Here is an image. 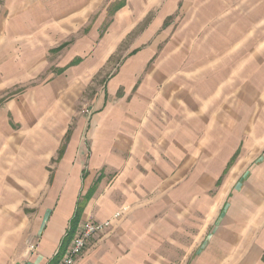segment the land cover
<instances>
[{
	"label": "rangeland",
	"instance_id": "obj_1",
	"mask_svg": "<svg viewBox=\"0 0 264 264\" xmlns=\"http://www.w3.org/2000/svg\"><path fill=\"white\" fill-rule=\"evenodd\" d=\"M42 1L61 20L0 29V201L31 207L0 264L73 177L90 218L120 213L76 262L104 240L112 264L264 263V0Z\"/></svg>",
	"mask_w": 264,
	"mask_h": 264
},
{
	"label": "crops",
	"instance_id": "obj_2",
	"mask_svg": "<svg viewBox=\"0 0 264 264\" xmlns=\"http://www.w3.org/2000/svg\"><path fill=\"white\" fill-rule=\"evenodd\" d=\"M11 6L12 5L8 4L7 8L9 9V7ZM15 7L16 8H12L13 11L10 12V15L0 18V29H2L4 33L11 35V37H14V39L17 40L22 38H25L23 40H28L29 38V33H31L30 29L28 27H24L25 22H29L28 16H30L31 21L39 27L57 22L56 19L61 20V18H58L61 17V12H56V9L61 8L60 5L53 4L54 9H51V6L42 0H24L23 2H21V4H15ZM35 42H37L35 44H38L39 38H37ZM3 53L4 52H0V55H2ZM28 69L29 67H18L17 71ZM6 178L9 179L7 176ZM23 178L24 177H22V181L24 182ZM72 179L74 181H69V186L65 189V195L64 197H61L59 203H57L58 198H56V188H54L53 191L49 193L48 196H54V199H57L53 204L52 210L41 211V206L38 207V224H36L34 230L35 242L30 246L29 253L26 259L23 262L16 264H60L68 254V250L74 236L78 233L81 225L85 221H104L100 220V217L99 219L98 217L97 219L95 217V219L90 218L92 216H95V214H93L92 212L93 206L89 205V207H91V210H88V208L85 209L82 219L83 222H79L75 230V235L70 240V242L65 244L64 239L70 229L71 220L75 215L77 200L79 199V196L82 194V192H84L83 188L85 189V192L90 189L89 185L82 187V183L80 182L81 180L78 177L77 179L75 177H73ZM1 180L2 184L0 187V191H3L2 189L5 188V177L2 176L0 178V181ZM30 180H32L31 183H38V185L41 184L39 182V179H36L33 176L32 178H30ZM32 187L34 195L40 193L41 187H36L34 184H32ZM58 190L60 191V189ZM6 191H10V189L6 188ZM16 198L18 199L15 200V198H4L3 201H0V208L2 206L3 208L5 207L4 213L6 214L3 216L5 217V219L0 220V236H7L8 238L13 237L14 233L21 231L29 220L28 217L31 215V211L29 210L31 208L30 205H27L26 207H24V205L20 206L21 200L19 197ZM14 200L17 201L16 206H14ZM113 245L114 244L108 241L104 242V240H96L95 242L92 241L85 253L77 260L76 264H112L111 258L116 256V253L114 254L112 251V248L114 247ZM61 252L63 253L62 258L59 261H55L56 256ZM116 258L117 256L114 258V263L116 262ZM234 264L264 263L261 260H254L253 262H250L247 259L243 260L242 258H240V260L237 259Z\"/></svg>",
	"mask_w": 264,
	"mask_h": 264
},
{
	"label": "built area",
	"instance_id": "obj_3",
	"mask_svg": "<svg viewBox=\"0 0 264 264\" xmlns=\"http://www.w3.org/2000/svg\"><path fill=\"white\" fill-rule=\"evenodd\" d=\"M120 213H115L112 219L104 221H85L78 233L74 236L69 247L68 254L60 264H75L87 244V242L96 235L104 233L112 224V221L119 216Z\"/></svg>",
	"mask_w": 264,
	"mask_h": 264
},
{
	"label": "trees",
	"instance_id": "obj_4",
	"mask_svg": "<svg viewBox=\"0 0 264 264\" xmlns=\"http://www.w3.org/2000/svg\"><path fill=\"white\" fill-rule=\"evenodd\" d=\"M92 194V191L88 193V195L86 197H84L83 201L79 202L77 204V207H76V212H75V215L74 217L72 218V221H71V225H70V229L64 239V242L65 244L70 242V240L73 238V236L75 235V230L79 224V222L81 221V218L83 216V212H84V209L86 207V204L88 202V200L90 199V196ZM63 256V253H59L57 256H56V259L55 261H59Z\"/></svg>",
	"mask_w": 264,
	"mask_h": 264
}]
</instances>
